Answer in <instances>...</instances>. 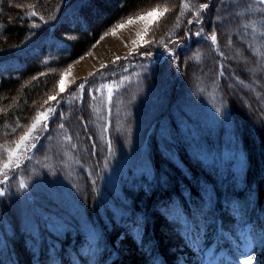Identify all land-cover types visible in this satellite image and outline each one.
I'll list each match as a JSON object with an SVG mask.
<instances>
[{
	"label": "rangeland",
	"instance_id": "rangeland-1",
	"mask_svg": "<svg viewBox=\"0 0 264 264\" xmlns=\"http://www.w3.org/2000/svg\"><path fill=\"white\" fill-rule=\"evenodd\" d=\"M31 1L25 4V9H31L29 5H35L36 11L42 14L45 13L44 9H41V7L36 5L37 3L34 0ZM68 1L70 0H66L64 3L66 4ZM99 1L100 3H105V6L108 7L111 4L109 0ZM222 1H229L228 4L233 7L225 10L222 19L234 14L236 16L233 21L234 25L235 23L237 24V22H240L242 26L250 24L243 23L241 17H243V14L251 8L255 13L252 32L239 38V42L242 43L245 48H247V44L251 45L258 53L262 54L259 57L260 60L257 61L258 63L254 64L256 66H252L250 64L246 67V70L250 73L252 81H255L254 84H256V86L260 88L261 92H263L264 87L261 83L255 80L254 76L255 73L261 70V68H264V62H260L261 60L264 61V14L258 12V8H264V5H257L256 0L253 1L252 5L251 2H248V0ZM187 2L193 4L192 0H187ZM165 3H167L170 8V11L166 15L158 18L148 17L143 20L137 19V16L146 15V10L150 11L157 5L161 7L162 11ZM177 6V0H147L145 3L141 2L136 7L119 16L116 21L106 27L96 40L90 43L85 53L75 57L70 63L66 64L65 67L58 70L55 81L52 84L53 86L46 94L43 101L46 100L48 96L56 95L58 93L59 81L62 75L67 72V75L64 76L65 92L58 96V100L62 102L57 104L56 101H51L50 105H44L42 108L41 105L43 104V101H41L38 103L39 106L34 111V114L36 115L38 110L43 111L44 108L49 106L56 107V113L51 115V118L47 122L46 130L41 132L40 129L37 128L36 132L33 133V135L39 136V139L35 141L37 146L42 142L44 135L50 129V124L53 121V118L56 119L59 117L61 121L60 123H63L65 128L60 129L57 126L56 131H52L54 132V136H48L49 139H45L42 143L46 148L55 147L59 140L64 142L67 141L65 136L70 135L72 137L73 133L78 134V129H75L72 123L74 108L73 103L75 101L71 104L67 103V101L71 99L70 94H74L77 97L81 95V93L77 90V86L80 83L87 79L88 86L85 91H88L89 87H99L102 84H115V82L122 81V87H114L110 103L118 101V97L120 95H116L120 88H123L122 91L125 92L127 90V85H134L135 89L130 92L132 93L130 98L134 100L135 98H133V93L137 92L138 95L142 96L149 105V108H136L137 116H135V125L131 131L127 130L128 135L130 134L133 138L144 135V138L148 139V144H151L153 143L151 136L154 138V133L158 131L161 147L158 143L155 148L156 152L151 156H147L145 151H136V149L144 145L145 142H138L135 140L119 142L120 136L118 134L120 121L117 120L119 116H117L116 113L115 116L117 118L113 124L110 125L112 121L107 119L110 107L107 105L106 108L104 103L99 100L100 98H103L107 102V90L105 89L103 93H97L96 99H92V117L96 126L101 129V140L105 142L108 140V137H110L113 143H111V148L107 149L106 158H103L101 161L102 165L98 167L99 176L97 178L95 188L96 200L99 202V206L98 211L96 213L94 212V217L96 214L100 217L97 219L87 216L84 207L81 206L76 199L78 197L76 196L75 189L73 187L72 190L68 189L66 192H61L62 182L55 178L54 171L49 174L44 173V175L39 179H37L32 172L29 171V175L25 176L23 181L30 180V182L36 183V195L35 193H9L8 195L0 196V256L4 258V264H20V258H18L17 255L25 252L24 245L16 239L8 238L5 232L13 230L16 231V236H29L31 238L35 236L36 238V236L39 235L37 218L44 215L41 213L43 211L47 212V215L51 220V224L54 226L52 228V231L54 232L53 234H46L47 244H30L32 249H35L36 251L35 256H39L41 254L44 256L40 258V264H54V261H58V259L62 257V253L65 250L70 253L68 254L69 257L71 256V258L76 260L77 263L78 260L75 257H79L80 255V258L83 257L84 259L89 257L88 261L94 264H102L98 262L101 258L105 261L104 264H112L114 260L117 261V263L118 260L119 263H122L123 259L130 262L139 257L144 259L145 264H237L238 260L242 262L245 259L241 251L243 248L241 241L245 234L251 232L250 230L252 225L254 230V220L250 219V222H246L244 224L240 223L239 216H235V210L238 208L239 204L236 200H234L233 196H224L222 198L223 204H219L226 206L228 210L230 209L229 220L232 221L233 224L227 229V225L225 223V227L222 228L221 226L222 218L224 219L220 212L221 207L216 210L217 212L214 216H211L210 214H207L205 210H202L203 213H201L197 220L194 221V225H189V233L182 241L176 242L170 230L165 229V226L160 228L161 225L158 224V220H161V217L162 219H166L169 212H171L173 216L174 213L181 208L180 205H183L174 202L172 195H169V198L163 195V197L161 196L160 201H156L159 196L158 193L162 192L163 194L165 190L175 189L177 182L182 185L181 187L180 184H177L179 187L189 192L191 190L185 182H191L195 187L199 188L200 196L205 198V201L199 200V203H207V201H210L213 204L218 197L216 191L219 188L223 190V192H230V195H233L235 193H239V188L245 187L244 177L246 169L247 166L249 168L251 165V158H248L247 156L242 138L235 130V124L233 121L234 119L235 123H237V117H240V115L245 116V114L239 113L240 108L236 103L235 105L237 108H234V110L233 107L231 109H226V107H223L220 104V93H222L223 87L218 85L217 88L215 87L210 89L205 86L204 79L206 75V66L203 65L204 63L201 62L202 64H197V67L195 68L192 66V69H190V76L187 74V86L182 80L183 77L180 74V64L193 63L194 60L197 62L202 56H199L201 53L200 51H197V49L194 50V52H192V49L184 50L186 46H189L190 41L192 42L193 35H191L190 38L183 35L185 32H188L187 28L190 25L187 23L186 25L181 23L179 26L176 25L175 13ZM72 10L73 9L70 11ZM185 11L186 15H188L189 11ZM100 12H102V10L99 9V15ZM98 13H96V15ZM66 15H69L68 11L66 12ZM55 17L57 18L58 15ZM129 17L133 20L131 24L127 22ZM218 20L220 21V19ZM205 22L206 23H204L202 27H206V36L209 31H211L209 28L216 23H214L213 18L209 21L205 19ZM119 24H124V27H116ZM114 28L116 31L115 34H112V30ZM224 28L225 32H238V26L233 27L232 23H225ZM169 31L173 34V38L176 36L183 37L180 46L177 47L169 45L170 47L175 48V54L177 57V59H173L172 62L173 65H177V68L179 69L178 75L176 76V78H179L176 82L171 84L169 80L171 70L168 66H164V63L168 62H163L162 64L155 66L156 63H160L162 61L158 58L164 59L168 56L167 53H165L163 57H161L160 53L163 50L155 45L149 46L154 55L147 57L149 62L146 64L135 65V60L138 56L134 59L131 57L128 60L123 59L129 51L137 46L132 42H139L141 36H145L146 40L152 38L159 39L160 36L165 35V33H168ZM1 33L2 29H0V36ZM65 36L68 37L69 35ZM165 39L167 40V36H165ZM28 41L30 40L28 39ZM25 43H27V41ZM203 43L204 45L207 44L205 42ZM140 50L145 51L147 48L142 47ZM89 53H91V55H89ZM179 54H182L180 61ZM234 54L237 58H242L241 50H234ZM116 56H120L121 60L113 64L112 61ZM155 56L159 57L154 58L157 60H152ZM143 58L145 57L139 56V59ZM101 65H107V67L101 68ZM149 69L151 70L149 71ZM90 73H95V75H90ZM145 74H147L146 77L144 76ZM125 77H128V79H124ZM197 78L198 81L194 83ZM178 86L182 89L183 87H186L182 92H178ZM252 87L253 85L247 82L246 84L244 83L230 89L237 94L238 99H241L242 95L250 97L256 95V93L252 91ZM235 88H237L239 92L236 91ZM118 93L121 94L120 92ZM227 97H231L230 92L227 93ZM62 113L63 119L60 118ZM35 115L30 118V121L27 124L23 125V131L27 130V126L31 123ZM66 118L69 120L67 123H64ZM177 119H181L184 123H186L188 128L183 129L181 126L177 125ZM102 124H104V126H102ZM177 130L180 132V135L188 141V149L191 153L189 158L192 159V163L196 160H200L203 165L210 167L215 172L218 180H220L223 176V179L225 180L218 185L219 187L215 188V183H211L205 179H195L191 174V169L187 170L188 167L181 162L183 160L178 157H173L176 156L175 149L167 145L166 137L173 135ZM111 132L114 134L111 135ZM166 132L170 135H167ZM19 135L20 134H17L11 139L9 137L8 139L2 138V140L4 142H8L9 146L14 147L13 142ZM88 138L90 139L92 156L94 158V154H96V145L93 142L91 135L88 136ZM31 142L32 141H29V143ZM177 150L178 153L184 152L188 154L186 149H183V151L180 149ZM33 151L34 149H29L27 153L21 154V158L18 161H13L12 169L7 172V175L12 176L16 173L15 164L24 163L28 158H31ZM160 151L164 154L166 152L174 158V161H177L175 166H178L179 168L177 167V169H180L183 172L184 178H180L177 182L173 180V176H170L171 172L168 170L170 167H164V161L161 159L160 155L162 153H160ZM156 153H158L157 158ZM1 154L3 155L1 157V162L3 163L7 153L2 152ZM40 159L44 158L39 157L38 155L35 157L36 162ZM86 170L88 174L91 175V168L87 167ZM42 171L43 169L38 170L39 173ZM127 171L130 173L133 172V175L138 178H140L141 175L150 177L152 174L160 177L159 182L161 189L159 188L160 191H158L156 195L157 197L155 196V199H153L152 210H154L157 206H160L167 216H162L158 211L154 210L159 213V217L154 219L156 214L152 211L149 218H152L153 220L152 228L154 229L155 226L159 225L158 229L160 231L159 234H161L160 236H164V239L168 238L170 240L171 243L168 248L169 256L162 255L158 252V250L156 251L155 256H153L154 253L149 254L150 250L146 252L148 247L147 242H143L138 246L142 248L132 249L130 246L131 244L126 240L128 238V229L125 231L120 227V230L116 232L115 238L110 242L106 240L107 237L105 238L102 236V233H104V235H106V233L105 230H103L104 227L101 220L103 217L105 220L107 213H112L109 220L110 228L113 227L115 223L119 224L121 221L125 222L126 220H130V217L136 219L137 221L139 220V217H141V215L136 212L139 210L134 207L132 199L123 194V191H121L119 187V173ZM123 175H125V173ZM227 176L229 177V180L226 178ZM13 182V180L8 181L5 185L9 184V186H11V183ZM230 185L232 187L231 190L228 189ZM76 186L77 188H80V185L76 184ZM14 194H18L19 199H21V202L18 204L21 205L23 203L22 207L24 209L31 210L29 213V219H31L32 222L29 226H23L21 228L19 226H15L13 221L15 207L12 200ZM37 199L39 202L43 203L45 209L38 208V210L33 211V203L34 201H38ZM210 202L208 204H210ZM61 217L70 218L71 223L63 221ZM59 219L61 220L60 222L58 221ZM241 219L244 220L242 217ZM183 221L187 222L186 219H183ZM162 223L164 222L162 221ZM40 224L42 225L43 222H40ZM178 224L182 228L184 227L182 220H180ZM69 226H74V228L84 227L82 242L77 244L78 242H75L74 238L71 236L67 243L59 246L60 256H53L56 248V241L54 239L57 235L64 237ZM1 229L3 232H1ZM149 229L151 230V228ZM179 229L181 230V228H178V231ZM107 230H109V228ZM72 231L77 233V230ZM71 233L73 234V232ZM106 236L111 238L109 233H107ZM261 236H264V230L260 231L257 236L259 240L254 244L256 256L252 261V264H264V243L260 242ZM158 237L159 236L156 237L155 241L160 244L161 239ZM31 238H28V241H30ZM94 242H100L101 244L104 243L108 255L101 257L94 254V247L92 245ZM7 248L8 251L5 253V249ZM173 251L176 253V256L171 254ZM151 256L153 257L150 258ZM68 261H70V258H68ZM88 261H83V264L89 263ZM106 261L108 262L106 263ZM27 262L29 261L27 260Z\"/></svg>",
	"mask_w": 264,
	"mask_h": 264
},
{
	"label": "trees",
	"instance_id": "trees-1",
	"mask_svg": "<svg viewBox=\"0 0 264 264\" xmlns=\"http://www.w3.org/2000/svg\"><path fill=\"white\" fill-rule=\"evenodd\" d=\"M29 1L31 0H0V29H2L0 36V144L5 146H9V143L4 142L2 138L8 139L9 137L11 139L13 136L22 133L23 127L16 128L15 133L12 132V129L17 125L23 126L27 124L30 118L35 115L34 111L39 106L38 103L43 101L46 94L52 88L58 70L65 67V65L70 63L75 57L85 53L90 43L96 40L106 27L116 21L119 16L136 7L141 2L145 3L147 0H109V2H111L110 8L105 6V3H100L99 0H70L66 4L64 3L66 0H34L37 3L36 5L45 11L44 15L35 10L38 13L37 16L29 14L32 9L24 8L25 4ZM253 1L254 0H248V2H251V5ZM200 2H204V0H192L195 8L193 7L194 9L192 8L188 15L181 18V24L186 25L187 20L191 18V12L198 10V4ZM228 3L229 1L211 0L209 9L202 12L204 19L203 24L206 23L205 19L209 21L212 18L214 23H216L213 24L209 30L215 28L218 34V43L217 45H212L203 36L196 37L193 35L192 42L190 41L189 46H186L184 50L192 49V52H194V50L197 49V51L201 53L199 56L202 57L197 62L194 60L193 63L180 64V74L187 86V74L190 76V69H192V66L195 68L197 64L203 62V65L206 66L205 86L210 89L217 88L218 85L223 87L222 93H220V104L226 107V109H231L233 107V110L238 106L240 108L239 113L245 114V116L240 115V117H237V123H235L233 119L235 124L234 128L242 138L248 158H251V165L249 168L247 166L244 177L245 187L239 188V193L233 195H230V192H223V190L219 188L216 191L218 197L213 204L210 201H207V203H199V200L205 201V198L200 196L199 188L195 187L191 182H185L191 190L187 192L181 188L182 185L177 182L180 178H184V174L180 169H177L178 166H175L177 161H174L173 157H178L183 160L184 162H181L188 167L187 170L191 169V174L195 179H205L206 181L215 183V188L219 187L218 185L225 179H223L222 176L221 179L218 180L215 172L210 167L203 165L200 160H196L192 163V159L189 158L191 153L188 149V141L180 135L178 130L175 131L173 135L166 132L167 135H170L166 137V143L168 146L175 149L176 156L171 157L166 152L164 154L161 151L160 153L162 154L160 156L164 161V167H170V169H168L171 172L170 176H173V180L176 181L177 184H180L181 187L176 184L175 189L165 190L162 194V192L158 193L161 189L159 182L160 177L158 175L152 174L150 177L141 175V177L138 178L133 175V172H124L125 175L120 172L118 176L119 187L121 191H123V194L132 199L134 207L139 210L136 212H138L141 217H139L138 221L130 217V220H126L125 222L121 221L119 224L115 223L114 226L110 228L109 220L112 213H107L105 220L103 217L101 221L106 235L109 233L111 236V238H109L102 233V236L105 238L107 237L106 240L108 242L115 238L116 232H118L121 227L125 231L128 229V238L126 240L131 244L130 246L132 249L142 248L138 246L143 242H147L148 247L146 252L150 250L149 254L154 253L153 256H155L158 250L162 255L169 256L168 248L171 243L170 240L168 238L164 239V236H160L161 234H159L160 231L158 229L159 225L155 226V230L152 228L153 220L149 218L152 211L156 214L154 219L159 217V213L162 216L166 215L160 206L154 208V210L159 213L152 210V202L157 193L159 196L156 201H160L163 195L168 198L169 195H172L174 202L183 204L182 206L180 205L181 208L176 211L173 216L171 212H169V215H166V219H162L160 216L161 220H158V224L161 225L160 228L165 226V229H169L176 242L182 241L188 235L189 225H194V221L203 213L202 210L214 216L216 215V210L221 207L220 212L224 214V223L228 225L229 222L231 223L229 226H231L233 222L229 220L230 209L228 210L226 206L219 205L223 204L222 198L226 195L233 196L234 200L239 204L238 208L235 210V214L239 216L241 224L250 219L254 220L255 227L253 234L256 237V242H258L259 239L257 236L260 231L264 230V91L261 92L260 88L254 84L255 81H252L250 78V73L246 70V67L250 64L256 66L254 64L258 63L257 61L260 60L259 57L262 54L258 53L251 45L247 44V48H245V46L239 42V38L252 32V25L255 19L254 11L251 8L241 17L243 23L250 24L242 26L240 22H237V24L235 23L234 25L233 21L236 17L234 14L222 19L225 10L233 8ZM180 4L181 0H177L178 6L176 8V16L181 10ZM17 5L21 6L18 7ZM248 5L250 6L249 3ZM71 9L73 10L70 11ZM99 9L102 10L100 15L98 13ZM67 11L69 15H66ZM96 13L98 14L96 15ZM56 15H58L57 18L55 17ZM41 16L44 17V19H40ZM215 17L220 19V21ZM225 23H232L233 27L238 26V32H225ZM201 26L202 25L194 23L187 28V31L194 33V31L198 29L197 27ZM204 29L206 31V27ZM65 35L69 36L66 37ZM28 39L30 41H28ZM26 41L27 43H25ZM203 42L207 44L204 45ZM234 50H241L242 58H237L234 54ZM221 52L223 55L220 54ZM156 57L159 56L153 57L152 60ZM181 58L182 54H179V61ZM158 59L162 61L156 63L155 66L163 62H168L164 63V66H168L171 70L169 80L171 84L176 82L179 78H176L179 69L177 65H173V58L167 56L164 59ZM135 62V65L146 64L149 62V59H139L138 56ZM260 62L264 61L261 60ZM150 70L151 69H149V71ZM146 75L147 74L144 76L146 77ZM263 76L264 68H261L259 72L255 73L254 77L255 80L264 87ZM197 81L198 78L194 83ZM247 82L253 85L252 91H254L256 95L252 97L242 95V98L238 99L237 94L230 88L240 86L244 83L246 84ZM179 86L178 92L185 90L186 86L183 87V89ZM126 88L127 90L125 92L122 91L123 88L119 89L118 92L121 94L117 92L116 96L120 95L118 101L107 104L103 98L99 100L104 103L106 108L107 105L110 107V112L107 115V119L112 121L110 125L116 120V113L117 116H119L117 118V120L120 121L118 134L120 136L119 142L130 140L145 142L144 145L137 148L136 151H145L147 156H151L156 152L155 148L158 143L160 146L161 141H159V132H153L155 137L153 138L151 136L153 141L151 144H148V139H145L144 135L135 138L130 134L128 135L127 130L131 131L135 125V116H137L136 108H149V105L137 92L133 93L134 100L130 98L132 94L130 92L135 89L134 85H127ZM235 90L239 92L237 88H235ZM229 92L231 93V97L228 98L227 93ZM83 97V104L77 101L73 103L72 123L75 129H78V134H72L70 143L69 141L64 142L59 140L55 147L46 148L45 145L42 144L43 141L49 139L48 136H54V132L61 122L59 117L56 119L53 118L50 129L44 135L42 142L34 149L32 157L28 158L24 163H21V167L15 169L16 173L12 176H8V181H14L11 183V186H9V184L0 185V188L4 190V195H8L9 193H35L36 195V183L30 182V180L23 181L24 177L29 175V171H31L37 179L42 177L44 173L49 174L54 171L55 178L62 182L61 192H66L68 189L72 190L73 187L78 197L76 199L79 204L84 207L87 216L97 219L100 217L97 214L94 217V212L96 213L98 211L99 206V202L96 200L95 185L99 176L98 167L102 165V159L106 158V152L109 148L108 141L110 140L112 143V140L110 137H108V140L105 142L101 140V129L96 126L92 117L91 106L93 100L88 96L87 90L83 93ZM50 103L51 101L48 105H50ZM81 117H83L82 120ZM68 120L69 119L66 118L64 123H67ZM176 123L183 129L188 128L187 124L181 119H177ZM102 126H104V124H102ZM53 130L54 132H52ZM88 134L92 136L93 142L96 145V154H94V158L92 156L90 139L88 138L90 135ZM113 134L114 133L111 132V135ZM72 145H75V147H72ZM177 149L181 151L186 149L189 155L184 152L178 153ZM2 152L3 151L0 150V163H2ZM37 155L44 159H40L36 162L35 157ZM157 155L158 153H156V158ZM87 167L91 168V175L88 174L86 170ZM39 169H43V171L39 173ZM226 178L229 180L228 176ZM22 181L25 185L23 187L21 186ZM76 184L80 185V188H77ZM228 189H232L231 185ZM12 200L15 207L13 216L15 226H19L20 228L29 226L32 222V220L29 219L31 210L24 209L22 207L23 203L21 205L18 204L21 202L18 194H14ZM1 202L3 203V201ZM209 202L210 204H208ZM33 204V211L38 210V208L45 209L43 203L39 202V200L34 201ZM41 213L45 216L43 215L37 218V228H39V235L36 236L37 239L35 236L32 238L29 236H16V231L13 230L5 232L8 238L16 239L24 245L25 252L17 255V257L20 258V264H40V258L44 257L42 254L35 256L36 251L30 246V244L33 243L47 244L46 234H53L54 232L52 231L54 226L51 224L47 212L43 211ZM241 217L244 218V220L241 219ZM61 219L67 221V223H71L68 217H61ZM183 219H186L187 222L183 221ZM180 220L184 223L183 228L178 224ZM58 221L60 222L61 220L59 219ZM40 222H43V224L41 225ZM108 228L110 231L107 230ZM149 228H151V230ZM178 228H181V230L179 229L178 231ZM83 229L84 227L74 228V226H69L64 237L57 235L54 239L56 241V248L53 256H60L59 246L67 243L71 236L74 238L75 242H78L77 244L81 243L83 239ZM72 230H77V233H74ZM1 232H3L2 229ZM71 232H73L74 235ZM157 236L161 239L160 244L155 241ZM28 238H31L30 241H28ZM92 245L94 247L93 253L97 256L105 257L104 255H108L104 243L94 242ZM7 251L8 248L5 249V253ZM68 254H70L68 251H63L62 257L59 258L58 261H54V264H83V261L89 260V257L84 259L83 257L80 258L81 256L79 255V257H75L78 260L77 263L76 260L71 258V256L69 257ZM171 254L176 256L174 251L173 253L171 252ZM68 258H70V261H68ZM3 259L4 258L0 256V264H4ZM27 260L29 262H27ZM102 260L101 258L98 262L100 263ZM91 263L89 262L87 264ZM112 264L145 263L144 259L139 257L130 262L123 259L122 263H119V260L118 263L114 260Z\"/></svg>",
	"mask_w": 264,
	"mask_h": 264
},
{
	"label": "snow or ice",
	"instance_id": "snow-or-ice-1",
	"mask_svg": "<svg viewBox=\"0 0 264 264\" xmlns=\"http://www.w3.org/2000/svg\"><path fill=\"white\" fill-rule=\"evenodd\" d=\"M211 0H204V2H200L198 4V10L192 11L191 12V18L187 20L188 25L192 24H197V25H203V16L202 12H205L209 9L210 7ZM257 5H264V0H256ZM20 7L21 5H17ZM29 7L32 9V11L29 13L32 16H37L38 13L35 11V5H29ZM195 7V5L190 4L187 2V0H181L180 8L181 10L179 11L178 15L176 16V25L179 26L181 22V18L186 15V11H191L192 8ZM170 11V8L167 3L164 4L163 10L161 11V7L159 5L154 6L150 11L146 10V15H139L137 16V19H146L148 17H161L163 15H166ZM258 12L261 14H264V8H258ZM40 19H44V17H40ZM129 24L133 22L132 18L129 17L128 21ZM116 27L118 28H123L124 24H119ZM116 29L114 28L112 30V34H115ZM184 36H188L189 38L191 35H195L196 37H201L204 36L206 40H208L212 45H217L218 43V34L213 28L206 36H205V29L204 27H199L198 30H196L194 33L190 32H185L183 34ZM165 36H167V40L165 39ZM183 37L181 36H176L173 38V34L169 31L168 33H165V35L160 36L159 39H145V36L140 37V41H133L132 43L134 45H137L134 47L131 51H129L123 59L128 60L130 57L135 58L137 56H142V57H151L154 55V53L151 51V48L149 46L155 45L159 48H161L163 51L160 53L161 56H163L165 53H167L168 56L172 57L174 60L177 59L176 54H175V48L170 47L169 45H174V46H180L181 40ZM144 47L147 48L145 51H141L140 49ZM223 55V53H220ZM91 55V53H89ZM121 60L120 56H116L115 59L112 61L113 64H115L117 61ZM107 65H101V68H105ZM127 70V69H125ZM114 74V73H113ZM67 75V72H65L60 81H59V91L56 95H50L46 100L43 101V104L41 107L43 108L44 105H48L50 101H56L57 104L61 103L62 101L58 100V96L65 92V84H64V76ZM90 75H95V73H90ZM124 79H128V77H125ZM88 86V81L85 79L84 82L80 83L77 86V90L81 93L79 97L75 96L74 94H70L71 99L67 101V103L71 104L73 101H77L80 104L84 103V97L83 93ZM122 86V81L115 82L113 83H108V84H102L99 87H89L88 88V96L91 99H96V94L97 93H103V91L106 89L107 90V102L110 103L115 88H119ZM110 110V109H109ZM56 113V107L49 106L44 108L43 111H37V114L33 117L31 123L27 126V130L23 131L18 138L13 142L14 147L12 146H5L0 144V150L3 152L7 153L6 157L4 158V162L0 164V185L6 184L8 182V175L7 172L12 169V164L13 161H18L21 158L22 153H27L29 149H35L36 148V140L39 139L38 135H33V133L36 132L37 128L40 129L41 132L45 131L47 128V122L51 118V115H54ZM61 119H63V113L61 114ZM83 117H81V120ZM24 127L22 125H17L12 129V132H16V128ZM60 129H64L65 125L63 123H60L58 125ZM65 139L69 141V143L72 140V137L70 135L65 136ZM29 141H32L29 143ZM108 146L109 149L111 148V141H108ZM72 147H75V145H72ZM15 167L18 169L21 167L19 163L15 164ZM21 186H25L23 182L21 183ZM4 190L0 188V196L4 195ZM256 242V237L253 235L251 232L245 234L243 237L241 243L243 244L242 248V254L244 255L245 259L240 262L239 260L237 261V264H252V261L255 259L256 256V250L254 247V244ZM261 243H264V237H261L260 239Z\"/></svg>",
	"mask_w": 264,
	"mask_h": 264
},
{
	"label": "bare ground",
	"instance_id": "bare-ground-1",
	"mask_svg": "<svg viewBox=\"0 0 264 264\" xmlns=\"http://www.w3.org/2000/svg\"><path fill=\"white\" fill-rule=\"evenodd\" d=\"M221 215H223V217H224V214H222V212H221ZM230 224L231 223H228V225H230ZM228 225L226 226V229L229 228V227H231V226H228ZM221 226H222V228L225 227V225H224V219L223 218H222Z\"/></svg>",
	"mask_w": 264,
	"mask_h": 264
}]
</instances>
